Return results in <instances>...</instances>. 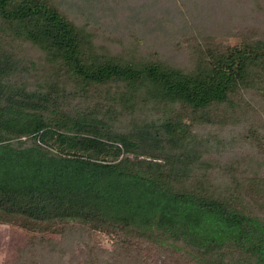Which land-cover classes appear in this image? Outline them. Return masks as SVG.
<instances>
[{
  "label": "trees",
  "instance_id": "trees-1",
  "mask_svg": "<svg viewBox=\"0 0 264 264\" xmlns=\"http://www.w3.org/2000/svg\"><path fill=\"white\" fill-rule=\"evenodd\" d=\"M109 1L0 0V223L32 233L18 263L68 264L63 251L81 244L76 264H102L106 235L126 259L169 235L191 245L216 221L246 264H264V206L243 183L218 184L230 160L212 157L264 126V34L244 37L264 0H151L131 13L113 0L130 18L122 32ZM231 23L237 34L223 33ZM255 171L264 186V154Z\"/></svg>",
  "mask_w": 264,
  "mask_h": 264
},
{
  "label": "rangeland",
  "instance_id": "rangeland-1",
  "mask_svg": "<svg viewBox=\"0 0 264 264\" xmlns=\"http://www.w3.org/2000/svg\"><path fill=\"white\" fill-rule=\"evenodd\" d=\"M101 1L102 0H80V3L88 7V3L90 5L92 3L98 5ZM115 1L121 2V7H123V4L127 2V9H129L128 13H131L133 9L142 6H146L147 9L148 4H154V2H152L151 0H138V2L133 4L131 3L133 2V0L123 1V3L122 0ZM105 7L107 9V17L105 19L108 20L111 25V28L117 29L116 27H119L116 32L124 31L125 23L128 22L130 18L127 16H123L121 12L119 13L118 10L113 7V0L109 1V4H107ZM258 20L259 22L257 25H255V27L248 28L246 31H244V37H251L255 35L264 34V13L262 14V17H260ZM117 21L118 26L116 25ZM194 22V19L189 21L190 25L192 26L195 25ZM250 22L251 21L248 22V26H250ZM175 23L178 24L177 22ZM233 24L234 23H231L229 25V28L224 29L223 33L234 31V33L237 34V29H233ZM127 29L128 27L125 29V31ZM105 31L106 33L108 32L107 30ZM182 31L186 32L185 26H183ZM222 37L224 42L226 41L227 43H233L244 38L240 35L226 36V34H223ZM212 132L216 133L215 131ZM255 132H257L256 136H254V138L247 137V141L244 145L236 144V147H232L229 150L225 149L221 153L220 149H222L224 145H220V142H218L217 146H214V148L212 149L214 151L212 153V157L214 159L218 155L220 159L223 158L227 162L230 160L227 163V166L219 165L218 169L222 173V176L215 178V181L218 184L220 182L227 181V185H231L233 187L236 185V183H243V189L249 195L248 197H251L252 199L254 198L253 200L256 201L259 206H264V186H261L258 183V180L254 179L256 174V163L259 160L260 155L264 154V126H262L261 129L255 130ZM224 133L225 131L223 129V134ZM254 154H256L257 158L256 156H254ZM220 172L215 173H217L218 175ZM170 182L173 187L180 190V192L184 191V187L181 186L180 180L177 177L172 178ZM146 190L147 193L151 192L150 187ZM146 201H148V198H146ZM144 209L146 208L144 207ZM257 212L260 214V208H257ZM155 215L157 216V213H155ZM210 228L211 229H209L206 234H192L190 243L191 245L187 246L184 245L183 242L173 239L172 235H169L168 238H163L167 241V243L165 242L166 244L161 243V245L151 243L150 245L148 243H143L139 246L133 245L129 249H125V253H127L126 259H121L120 257L114 255L116 251L115 248L118 246L116 244L119 243V237H112V239L115 238V240L113 239V242L112 239L106 235L104 236L105 240H103V242L101 243L102 245H104V248L99 249V258L102 260V264H237L241 262L245 264L247 263L243 259L244 255L242 252H235V246L233 245L232 239L227 236L224 225L219 224L215 221L213 225L210 226ZM47 235L58 241L63 240V235L59 232L49 233ZM31 236L32 233L27 231V229L23 227L17 226L15 224L0 223V264H19V254L30 243ZM91 236L97 237L94 236V234ZM34 244L37 246L42 245L43 243L35 242ZM196 245H199V248L193 247ZM68 246L69 245H67V247ZM83 248V245L80 244L77 245L76 249L73 251H70L69 248L66 249L65 251H63L62 254L64 260L68 264H76V261L77 263L80 262L79 260L83 255ZM232 252L234 253V256L231 255Z\"/></svg>",
  "mask_w": 264,
  "mask_h": 264
}]
</instances>
